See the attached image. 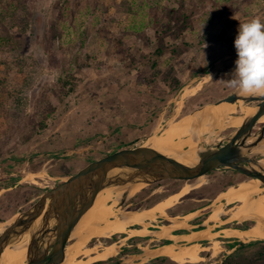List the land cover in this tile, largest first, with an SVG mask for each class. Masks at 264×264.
I'll return each mask as SVG.
<instances>
[{"label":"rangeland","instance_id":"1","mask_svg":"<svg viewBox=\"0 0 264 264\" xmlns=\"http://www.w3.org/2000/svg\"><path fill=\"white\" fill-rule=\"evenodd\" d=\"M255 17L264 19V0H0V221L26 210L89 160L142 145L148 136L160 134L186 115H195L193 137L198 142L191 147L204 139L208 146L232 135L237 127L211 116L209 108L236 91L225 81L235 68V37L239 24ZM195 86L199 89L183 95ZM153 90L154 99L148 94ZM134 96L142 98L138 104L142 103V115L137 114L138 107L129 106ZM83 112H89L87 119ZM204 125L210 129L204 130ZM205 176L203 185L179 198L186 199L173 207L177 210L173 221L208 217L220 222L225 214L249 226L253 221L239 218L235 211L215 220L210 215L239 204L238 197H221L222 191L260 179L231 168ZM185 182L148 183L124 207L111 210H146ZM167 210L158 218L150 216L157 219L146 221L147 229L137 224L134 228L151 234L149 224L169 218ZM194 210L191 218L184 217ZM235 221L229 224L238 225ZM203 230L219 239L217 254L197 263L171 259L164 264H264V238L246 241L233 252L226 247L227 238L241 230ZM124 235L94 237L87 249L94 244L99 249ZM132 243L133 237L126 238L119 250ZM133 248L122 251L128 252L122 258L136 254L129 252ZM84 253H78V260L85 259ZM105 260L103 264H113Z\"/></svg>","mask_w":264,"mask_h":264},{"label":"water","instance_id":"2","mask_svg":"<svg viewBox=\"0 0 264 264\" xmlns=\"http://www.w3.org/2000/svg\"><path fill=\"white\" fill-rule=\"evenodd\" d=\"M238 100H243L249 105L254 102L252 105L255 110L244 116L242 124L232 135L217 143H209L208 146L205 145L207 142L205 139L200 146L197 145L199 156L197 160L187 163L146 145L151 137L148 136L142 145L120 148L94 159L76 173L52 186L30 207L20 212L0 233V261L8 245L16 244L25 238L27 246L25 264H62L73 230L93 206L99 192L112 185L140 181L155 183L169 179L192 180L223 168L240 171L250 178H259L264 183L263 157L258 158L264 155V151L259 149L264 141V122L254 131L264 116V95H246L234 91L218 99L214 105ZM129 195V191L123 193L118 207L127 202ZM235 220L237 218L229 222ZM201 226L211 225L205 223ZM200 238L202 237H195L184 246L198 242ZM245 242L242 240L232 250ZM169 245L175 244H165L153 251L145 248L144 251L123 259L120 264L165 254L163 251ZM209 255L210 253L206 257Z\"/></svg>","mask_w":264,"mask_h":264},{"label":"bare ground","instance_id":"3","mask_svg":"<svg viewBox=\"0 0 264 264\" xmlns=\"http://www.w3.org/2000/svg\"><path fill=\"white\" fill-rule=\"evenodd\" d=\"M198 87L199 86H195L193 88L186 89L183 95L186 96L188 94L194 93ZM180 102L182 103V101ZM242 103L244 104V107L238 105ZM209 109L212 113L211 116L214 118L222 119L229 125L238 127L242 124L244 116L252 113L255 110V107L251 104L249 105L244 103L243 100H238L236 102L225 101L217 105H211ZM204 112H206V110ZM194 122V114L186 115L175 122L172 121L169 126L163 130V132L151 136L148 139L146 145H150L153 148L175 156L187 163H190L192 160H197L199 157L197 145L191 147L193 144H197L193 138V134L196 129V122ZM260 122H264V116L261 117ZM203 127L204 130L210 129V126L204 125ZM259 149L264 151V144H262ZM262 162L264 163V158L262 159ZM205 182L206 176L202 175L192 181H186L182 185V189L157 201L146 210H127L125 207L124 209H121L120 212L112 211L111 207H118L123 193L125 191H129V196H133L138 190L147 185L148 182L140 181L133 184L112 185L104 188L97 195L93 206L85 213L73 230L71 238L74 237L75 240L67 245L66 258L62 264H88L96 260H105L117 255L119 251V245L114 242L107 245L102 251L99 250L97 246L87 249L84 253V260H78L77 258L80 247L89 242L94 237H111L113 234L118 232L143 235L144 232L142 230L135 229L134 225L139 224L147 229L146 220L150 216L156 217L159 214L165 212V210L175 206L179 198L190 192L192 189L200 187ZM261 187V180L254 179L241 184V186H239L237 189L230 187L228 190L222 191L220 194L221 197L228 199L238 197L240 202L238 205L228 210L220 209L219 211L213 212L210 215V219L215 220L219 218L222 213L235 211L233 213L238 214L239 218L250 219L253 222L251 223L250 228L239 229L242 231L239 233L231 232V236L239 237L241 239H244L247 236V238L244 239L245 241L264 238L262 236H257L264 235V193L262 192V190L264 191V187ZM110 201L112 202L111 204ZM194 213L195 210L185 214L184 217L189 219L194 215ZM110 216L113 217L112 220ZM15 218L16 216H13L7 221H0V233L5 229L6 225L13 222ZM233 218L234 217L229 218L225 222H228ZM103 223L105 224L103 225ZM180 224L182 223L180 222ZM178 225L179 221H175L174 226ZM169 228H171V226H167V228H164V230L169 231ZM148 232L152 233L151 231ZM249 232H253L254 234L250 233L251 235L248 236ZM157 234L160 235L162 233L159 232ZM188 237H206L211 239V242L209 245L194 242L188 246L179 247L180 249H177L175 245H169L165 247L163 253L167 254V256L178 263H197L207 260L205 257L206 254L204 255L203 252L208 251L211 255H215L219 252L220 241L219 239H215V235H213L210 231H193V233L189 234ZM173 238L176 240V238L179 239V236L173 235ZM26 252L27 246L26 239L24 238L16 244L8 245L4 249L0 264H25ZM142 260L144 261L146 259L143 258Z\"/></svg>","mask_w":264,"mask_h":264},{"label":"clouds","instance_id":"4","mask_svg":"<svg viewBox=\"0 0 264 264\" xmlns=\"http://www.w3.org/2000/svg\"><path fill=\"white\" fill-rule=\"evenodd\" d=\"M234 45L237 58L226 86L239 94L264 95V19L240 23Z\"/></svg>","mask_w":264,"mask_h":264},{"label":"flooded vegetation","instance_id":"5","mask_svg":"<svg viewBox=\"0 0 264 264\" xmlns=\"http://www.w3.org/2000/svg\"><path fill=\"white\" fill-rule=\"evenodd\" d=\"M252 105V104H251ZM241 107H244V106H241ZM263 125V123H261L260 125H259V127H261ZM258 127V128H259ZM258 128H256V129H254V131H256ZM212 172V171H211ZM237 172H239V173H241L243 176L245 175V174H243L242 172H240V171H237ZM210 173V172H209ZM245 177H246V175H245ZM250 178V177H249ZM184 181H187V180H184ZM262 187H264V185L262 184ZM185 196V195H184ZM186 199V198H185ZM185 199H182V200H180V202H179V200H178V202L179 203H182V202H184L185 201ZM177 202V203H178ZM227 202V201H226ZM228 203V202H227ZM174 207V206H173ZM173 207H171V208H169L168 210H167V213L169 214V216L168 217H174L175 215V213L177 212V210H175V208H173ZM176 207V206H175ZM147 208V207H146ZM205 214H206V212H205ZM229 218H232V216H229V217H226V215L224 214V215H222L221 216V221L220 222H214V221H208V217H206V219L204 218V217H198V218H195V219H191V222L192 223H194V225L195 226H193V228H192V230H203V229H207V228H210V229H212V230H220V229H222V228H228V227H234V228H238V229H248V228H250V226H251V224L249 225V226H246V225H241L240 224V222H238L239 224L238 225H236V226H234V225H232V224H229L230 222L228 221V222H225L227 219H229ZM147 221V220H146ZM170 220H169V218H163V217H161L160 218V220H159V222H157L156 224H152V226H153V228H155V229H157V228H160L159 226L161 225L160 224V222H164V223H168ZM238 221H242V220H238ZM203 222H207L208 223V225H214V227L212 228V226H209V227H207V226H201V224L203 223ZM223 222V223H222ZM219 223H221V224H219ZM235 223H236V221H235ZM138 226H140L139 224H137V227ZM151 229V230H154V229ZM150 230V229H149ZM150 230V231H151ZM187 230H177V232L176 233H185ZM122 233H124L125 235L121 238V239H119L118 240V242L116 241V243L117 244H119V249H120V243L121 242H123V240H125L126 238H131V237H133V240H134V243H132V244H128V245H126V246H123L122 247V250L119 252L118 251V253L119 254H121V252L122 251H127L128 250V247L129 246H131V245H133L134 246V248L131 250V251H129V252H133V253H139V252H141L143 249V247L144 246H142V243H145V244H148L149 243V239L151 238V234H143V235H136V234H127L126 232H122ZM220 237H223V236H220ZM95 238H98V237H95ZM103 238H109V237H103ZM110 239V238H109ZM171 240L169 239H163L162 241H158V240H155V242H152L151 244H153V245H159V244H164V243H169ZM241 240H239L238 238H235V237H229V238H227V244H226V247H229V248H233L238 242H240ZM180 242V245L179 246H177L176 244H175V246L177 247V249H180L179 247H182V246H184L185 245V243L186 242H182L181 240L179 241ZM211 242V239H205V240H202V244H207V243H210ZM236 242V243H235ZM70 243V242H69ZM68 243V244H69ZM110 243H114V241H112V240H110V242L108 243V244H106L105 246H103V247H101V248H99V249H101V251L102 250H104L105 249V247L107 246V245H109ZM233 243H235V245L233 246ZM97 245H99V244H94L93 246L95 247V246H97ZM86 246V247H85ZM90 245H88V242L87 243H85L84 245H82L81 247H80V250L81 251H83L84 250V252L87 250V248H90L89 247ZM80 250H79V252H80ZM78 252V253H79ZM117 253V254H118ZM209 252L208 251H205L203 254L205 255H207ZM78 255V254H77ZM125 255H128V252H125V253H123V254H121L120 256H118L117 258H113V256L112 257H110V258H108V259H110V262L111 263H113V264H119L120 262H121V260L123 259L122 257L123 256H125ZM205 255V256H206ZM211 255V254H210ZM171 259L172 258H170V257H159V258H156V259H152V260H149V261H147V262H145V263H143V264H164V263H166L167 261H171ZM97 261H100V260H97ZM97 261H94V262H97ZM105 261H107V260H102L101 259V263L103 264ZM93 262V263H94Z\"/></svg>","mask_w":264,"mask_h":264},{"label":"crops","instance_id":"6","mask_svg":"<svg viewBox=\"0 0 264 264\" xmlns=\"http://www.w3.org/2000/svg\"><path fill=\"white\" fill-rule=\"evenodd\" d=\"M164 53H166V51H164L163 52V55H164ZM141 57H143V56H141ZM163 80V79H162ZM89 81H90V79H89ZM164 81V80H163ZM91 84H92V82H90L89 83V86H91ZM95 85H96V83H94ZM96 87H100V84H99V82H97V85H96ZM147 93V92H146ZM145 93V94H146ZM153 93H155L154 92V90L150 93H148L149 94V97L150 98H152V99H154V94ZM147 98V97H146ZM130 101L131 102H129V106H131V107H133V106H136L135 108H137L138 107V112H137V114H139V115H142L143 114V110H142V103L138 106V104H139V101H142V98H135V96H134V98H131L130 99ZM82 105L84 106V105H86V103L84 104V103H82ZM134 111V110H133ZM99 115H101V114H99ZM82 116H84V119H87L88 118V116H89V112H83L82 113ZM86 117V118H85ZM100 117H95V120H98V122H101V120L99 119ZM134 119H137V118H134ZM88 146H91V144H88ZM97 158H99V157H95V158H93V159H91V160H89L88 162H91V161H93L94 159H97ZM158 217H160V216H157V218ZM156 218V219H157ZM156 219H152V218H149L148 220H147V222L148 221H154V220H156ZM193 219H195V218H193ZM160 220V219H159ZM169 222L168 223H160L161 225L159 226L160 228H157V229H155V228H153V226H152V224H156V223H150L149 224V226H151L154 230H151L152 228H150V230H151V238L149 239V243L147 244V246H144L143 247V250L142 251H144L145 250V248H148L150 251H153V250H156V249H158L160 246H162V245H165V244H169V243H172V244H176L177 246H179L180 245V240L182 241V242H188L190 239H188V238H186V236L187 235H189V234H191V233H193V231H195V230H192V228H193V226H195L194 225V223H192L191 222V220H187V221H185V220H179V225L178 226H174L175 225V221H173V218H171V217H169ZM180 222L182 223V224H180ZM236 222H238V220L236 221ZM185 223V224H184ZM202 224H205V222H203ZM171 226V229L169 230V231H167V232H164V230L162 229V226ZM184 225V226H183ZM149 230V231H150ZM177 230H187L185 233H176L177 232ZM197 232H199V231H202V230H196ZM164 233V234H161L160 236L157 234V233ZM158 235V236H157ZM173 235H177V236H179V239L178 240H175L174 238H173ZM236 238V237H235ZM239 240H241L242 241V239L241 238H239V237H237ZM163 239H170L171 241L169 242V243H164V244H159V245H153V244H151L152 242H155V240H160V241H162ZM205 239H208V238H206V237H202V238H200V240H198V242L199 243H201L202 244V240H205ZM240 241V242H241ZM240 242H238L234 247H236L237 245H239V243ZM245 244V243H244ZM243 244V245H244ZM242 246V245H241ZM150 247V248H149ZM233 247V248H234ZM159 257H169V256H167V254H160V255H155V256H151V257H149L148 259H146V260H141V261H139V264H143V263H145V262H147V261H149V260H152V259H156V258H159Z\"/></svg>","mask_w":264,"mask_h":264},{"label":"trees","instance_id":"7","mask_svg":"<svg viewBox=\"0 0 264 264\" xmlns=\"http://www.w3.org/2000/svg\"><path fill=\"white\" fill-rule=\"evenodd\" d=\"M158 52L161 54V53L163 52V50L160 48V49L158 50ZM237 249H238V248L234 249L233 252L237 251ZM232 257H234V256H231L230 258H232ZM97 263H101V260H100V261H97ZM227 264H230V263H227Z\"/></svg>","mask_w":264,"mask_h":264}]
</instances>
